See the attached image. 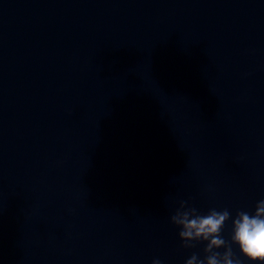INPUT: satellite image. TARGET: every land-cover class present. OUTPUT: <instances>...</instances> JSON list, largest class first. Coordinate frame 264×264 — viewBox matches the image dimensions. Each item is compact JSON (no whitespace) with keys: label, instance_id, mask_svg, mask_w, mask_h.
<instances>
[{"label":"water","instance_id":"95a60500","mask_svg":"<svg viewBox=\"0 0 264 264\" xmlns=\"http://www.w3.org/2000/svg\"><path fill=\"white\" fill-rule=\"evenodd\" d=\"M260 200L264 0H0V264H185L182 202Z\"/></svg>","mask_w":264,"mask_h":264},{"label":"clouds","instance_id":"9594fccd","mask_svg":"<svg viewBox=\"0 0 264 264\" xmlns=\"http://www.w3.org/2000/svg\"><path fill=\"white\" fill-rule=\"evenodd\" d=\"M185 203L182 202L171 216V224L179 229L181 246L191 248L196 243L205 245L202 259L193 253L185 264H241V257L248 264H264V200L256 204L253 213H236L231 220L230 240L222 235L231 217L229 210L213 208L201 214L193 207L186 208ZM233 246L238 255L233 252ZM152 264L161 262L157 259Z\"/></svg>","mask_w":264,"mask_h":264}]
</instances>
